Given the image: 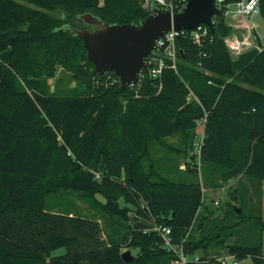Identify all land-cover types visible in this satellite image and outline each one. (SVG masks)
Instances as JSON below:
<instances>
[{
    "label": "trees",
    "instance_id": "16d2710c",
    "mask_svg": "<svg viewBox=\"0 0 264 264\" xmlns=\"http://www.w3.org/2000/svg\"><path fill=\"white\" fill-rule=\"evenodd\" d=\"M23 1L33 7L0 0V54L8 51L0 62V264H171L157 231L129 225L132 211L146 224L168 227L185 255L201 252L186 264H221L207 256L211 247L225 248L237 263L264 264V47L234 73L225 43L232 28L225 16L213 17L214 35L208 29L199 44L190 31L176 39L175 70L164 66L158 78L143 75L121 90L113 72L94 74L68 27L84 28V13L137 24L149 15L140 0ZM236 1L218 6L224 13ZM259 15L264 20V0ZM58 69L77 86L50 91ZM203 119L204 175L214 189L237 183L228 187L223 221L204 203L195 178L171 179L149 156L151 143L171 148L164 139L174 136L187 152ZM242 178L259 202L253 217L231 204L248 189ZM61 194L86 199L110 222L102 227L47 207V197ZM232 231L247 235L226 244ZM123 249L135 250L131 261L122 260Z\"/></svg>",
    "mask_w": 264,
    "mask_h": 264
},
{
    "label": "rangeland",
    "instance_id": "374dc122",
    "mask_svg": "<svg viewBox=\"0 0 264 264\" xmlns=\"http://www.w3.org/2000/svg\"><path fill=\"white\" fill-rule=\"evenodd\" d=\"M18 2L33 7L32 5L26 3L23 0H18ZM229 10L231 12L225 15V20L227 24L231 26L232 30L230 34L226 37L225 43L228 49L232 52L233 57L236 56L237 52H243L247 50V48L250 49V47H253L252 49L254 50L256 48V45L254 46L255 40L257 44L262 43L264 45V20L261 18V16L259 14H256L243 18L242 16L234 14L233 6H230ZM245 22H247L246 24L249 26V28L245 26ZM252 53V51L248 52L249 55ZM4 55L5 54L3 53V56ZM1 61L4 62V60H2V56L0 55V62ZM236 68L237 62L234 61L232 63V69L236 71ZM48 85L50 91H54L55 89L66 91L68 89L75 88L77 86V83L74 80H71L66 72L58 69L55 74V77L48 80ZM200 129L201 126L198 125L195 130V135L192 141V148L188 149L187 152H181L183 147L180 138L179 136H174L164 139L165 142L169 146H171V148H164L158 143H151L149 146V156L153 160L154 165L157 167V169L168 177H170L171 179L195 178V180H197L200 184V193L203 197L204 203L211 205L213 208H215V215L217 220L223 221L224 212L227 209L226 203L229 200L228 187L230 186L231 188H233L237 185V183L236 180H232L227 185H223L221 187H218L217 189H214V182H210L207 176L204 175L200 160L194 154L193 151L194 143L197 141V138L200 135ZM191 156H195L196 159H191ZM145 163L147 164V162ZM189 169L197 171L189 173ZM242 183L246 187H248V189L240 191L238 204L235 202H232L231 204L236 207L238 206L242 209V215L244 216V218L256 216L259 210V202L257 200L256 192H254V190L250 188L249 183L246 179L242 178ZM260 190L262 194L261 187ZM46 201L47 207L52 210H65L69 213H80L83 216L96 220L98 223H100L102 227H105V225H108V223L110 222V220L103 217L97 210H95L91 206L89 201L80 197L61 194L47 197ZM215 202H217V205L214 204ZM119 204L120 206L124 205L122 200H120ZM262 218L264 219V212L262 213ZM128 223L132 227V229H141L146 231L151 230L153 228L152 225L142 222L133 211L128 213ZM228 230L229 232H231L230 229ZM233 232L234 231H232V233ZM130 233V230H126L122 233L120 238L121 243L126 244V242L130 238ZM249 234L248 237H253V239L250 240V243L256 244L259 241L258 233L256 231H253V229H250ZM244 235H247V233H233L232 235L230 234L228 236V239L226 240V244H233L237 240V238H241V236L244 237ZM261 236L262 245L264 248V232ZM125 250L127 249H123L122 252ZM63 252L64 249L61 248L54 251L52 254L59 255ZM131 254L134 255L135 250L131 251ZM206 254L208 257L216 259L223 256H227L225 248L222 247H211L206 251ZM200 255L201 252H196L195 255L192 257H198ZM249 263L250 260L245 259L241 262H238L237 264Z\"/></svg>",
    "mask_w": 264,
    "mask_h": 264
},
{
    "label": "water",
    "instance_id": "95a60500",
    "mask_svg": "<svg viewBox=\"0 0 264 264\" xmlns=\"http://www.w3.org/2000/svg\"><path fill=\"white\" fill-rule=\"evenodd\" d=\"M213 17L224 18L215 0H186L178 12L158 9L137 24H108L84 13L78 19L85 27L68 29L82 41L94 74L113 72L120 89L125 90L137 82L141 69L147 73L145 58L159 37L170 30H194L199 25L207 26L214 35ZM121 258L131 261L134 257L127 249L121 253Z\"/></svg>",
    "mask_w": 264,
    "mask_h": 264
},
{
    "label": "built area",
    "instance_id": "2783aa9c",
    "mask_svg": "<svg viewBox=\"0 0 264 264\" xmlns=\"http://www.w3.org/2000/svg\"><path fill=\"white\" fill-rule=\"evenodd\" d=\"M185 2L186 0H140L141 8L148 14H152L155 10L158 9L168 10L170 13H175V10L179 7V5L183 6ZM221 2L222 0H215L217 8H219L218 5ZM259 2L260 0H238L230 6H233L234 14L242 17H248L259 14ZM230 6L226 7L225 12L223 13L224 16L231 12L229 10ZM207 30V26L199 25L194 30H170L164 33L155 41L153 50L145 58L147 73H145L141 69L138 80L143 75H150L152 78H158L164 66H168L171 69L175 70L177 61L175 45L176 39L182 35H185L187 31H190V38L195 43L199 44L201 39L206 36ZM204 122V119L197 122L199 126H203V129L199 131L200 135L193 146L194 154L198 158L200 156L202 141L204 137ZM214 204L217 205V202H215ZM152 229L157 231L160 235L163 242V248L173 255L171 264H186L188 261H197L198 257H190L185 255L180 246H176L173 244L171 231L168 227L153 226ZM217 260L221 264H237V261L235 260V257L233 255L223 256L218 258Z\"/></svg>",
    "mask_w": 264,
    "mask_h": 264
},
{
    "label": "crops",
    "instance_id": "0c3cea01",
    "mask_svg": "<svg viewBox=\"0 0 264 264\" xmlns=\"http://www.w3.org/2000/svg\"><path fill=\"white\" fill-rule=\"evenodd\" d=\"M101 2H102V0H100V3ZM243 18H245V17H243ZM246 23L247 22H245V26L249 28V26ZM255 45H256V48L254 50L252 49L253 47L252 48L250 47V49L247 48V50H245L243 52H237L235 57H233L232 52L230 51L231 55H232V63L234 61L237 62V68L235 69L236 71H234V69H232V71L234 73H237L243 66H245L254 57V55L257 52H259L264 47V45L262 43L257 44L256 40L254 41V46ZM249 51H252L253 53L249 55L248 54ZM4 54H5L4 56H3V53H1L0 55L2 56V60H4V62H6L8 59V51L4 52ZM244 56H247V57H244ZM1 62H3V61H1ZM197 126H198V123H197ZM202 129H203V126H201L200 131ZM261 189H262V197H261V215H262V213L264 212V180L261 183ZM122 244H124V243H122Z\"/></svg>",
    "mask_w": 264,
    "mask_h": 264
}]
</instances>
